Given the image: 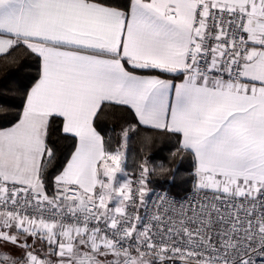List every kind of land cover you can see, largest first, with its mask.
Here are the masks:
<instances>
[{"label":"snow or ice","instance_id":"snow-or-ice-1","mask_svg":"<svg viewBox=\"0 0 264 264\" xmlns=\"http://www.w3.org/2000/svg\"><path fill=\"white\" fill-rule=\"evenodd\" d=\"M21 72L0 264H264V0H0Z\"/></svg>","mask_w":264,"mask_h":264},{"label":"trees","instance_id":"trees-1","mask_svg":"<svg viewBox=\"0 0 264 264\" xmlns=\"http://www.w3.org/2000/svg\"><path fill=\"white\" fill-rule=\"evenodd\" d=\"M24 73L21 72L19 74L17 73H9L7 76L0 74V89H11L14 87V79L17 78L18 75H23ZM3 99H7V97H0V101ZM188 165L185 163L182 167L186 168ZM129 169L133 167L132 160H129L128 164ZM159 187H164L167 188L171 193H173L176 197H180L183 195L184 189L181 185L179 184H162Z\"/></svg>","mask_w":264,"mask_h":264},{"label":"built area","instance_id":"built-area-1","mask_svg":"<svg viewBox=\"0 0 264 264\" xmlns=\"http://www.w3.org/2000/svg\"><path fill=\"white\" fill-rule=\"evenodd\" d=\"M177 198H179V197H177Z\"/></svg>","mask_w":264,"mask_h":264}]
</instances>
